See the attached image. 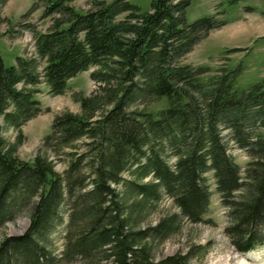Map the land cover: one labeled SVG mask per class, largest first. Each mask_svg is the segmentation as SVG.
Segmentation results:
<instances>
[{"label":"trees","instance_id":"trees-1","mask_svg":"<svg viewBox=\"0 0 264 264\" xmlns=\"http://www.w3.org/2000/svg\"><path fill=\"white\" fill-rule=\"evenodd\" d=\"M74 1L33 0L31 10L51 18L46 31L32 29L33 54L6 65L0 53V227L29 208L26 230L0 239V264H189L208 247L158 260L154 249L182 218L209 223L214 193L234 248L263 247V81L239 88L238 66L204 78L207 66L183 61L225 22H188L189 0H152L147 11L130 0H92L81 11ZM90 68L97 87L77 96L80 110L56 114L32 160L21 159V126L42 111L37 85L60 95ZM160 100L157 112L147 109ZM164 197L177 211L147 222Z\"/></svg>","mask_w":264,"mask_h":264},{"label":"rangeland","instance_id":"rangeland-1","mask_svg":"<svg viewBox=\"0 0 264 264\" xmlns=\"http://www.w3.org/2000/svg\"><path fill=\"white\" fill-rule=\"evenodd\" d=\"M92 0H75L72 4L77 10L86 11ZM110 1V0H105ZM141 11L149 10L152 0H130ZM33 0H8L1 8V14L6 19L0 24V53L6 65L15 63L18 55L31 56L34 52L32 29L46 31L51 18L41 17V10H31ZM22 15H24L22 17ZM186 19L192 22L204 16L216 15L218 20L225 22L223 26L214 29L194 45L184 57L185 63L194 66H207L210 71L204 76L208 78L217 69L225 66L239 68L237 86L243 88L249 84L263 81L264 84V0H239L234 3L228 0H189L185 10ZM10 34L7 31H10ZM239 48L238 51H227ZM41 67H39V70ZM94 68L78 73L68 81V88L63 94L52 95L41 81L36 94L42 111L21 126L24 135L22 144L17 149L21 159L32 160L37 153L43 136L50 131L53 117L69 110H80L77 96L88 95L97 87L90 72ZM165 105V100L148 105L147 109L157 112ZM4 135L13 140L17 129L7 128ZM229 152L236 162L244 165L247 154L230 143ZM64 164L58 162L56 169L62 171ZM211 189L214 184L210 178ZM177 211L170 198L164 197L156 209L148 215L147 222L154 223L160 216ZM225 209L218 195L214 193L208 216L209 223H192L182 218L178 230H175L154 249L156 260L176 253H187L191 246H207V253L201 259L195 256L189 264H264V246L252 251L241 253L230 243L224 233ZM29 208L7 221L0 227V239L5 235L23 233L29 224ZM61 231V230H60ZM62 233L54 235L56 246L62 245ZM78 264V263H76Z\"/></svg>","mask_w":264,"mask_h":264}]
</instances>
